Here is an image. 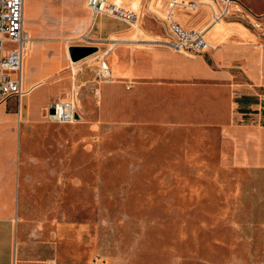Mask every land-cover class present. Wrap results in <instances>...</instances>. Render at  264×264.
I'll return each instance as SVG.
<instances>
[{
	"label": "crops",
	"instance_id": "0c3cea01",
	"mask_svg": "<svg viewBox=\"0 0 264 264\" xmlns=\"http://www.w3.org/2000/svg\"><path fill=\"white\" fill-rule=\"evenodd\" d=\"M112 1L133 12L132 20L92 15L87 0H25L23 86L31 91L20 113L48 108L63 90L78 118L80 111L89 113L97 124L130 128L133 136L160 131L168 143L192 137L198 150H219L236 168H264V0H232L216 23L211 13L223 8L222 0H146L154 19L163 12L161 26L152 18L134 25V10ZM169 16L186 29H204L213 48L174 50ZM69 46L98 50L93 58L66 65ZM103 51L110 69L104 80L97 75ZM37 91L41 99L32 107L30 95ZM13 124L1 106L0 264H74L69 246L64 257L57 241L29 227L24 217L26 150L11 148Z\"/></svg>",
	"mask_w": 264,
	"mask_h": 264
},
{
	"label": "rangeland",
	"instance_id": "374dc122",
	"mask_svg": "<svg viewBox=\"0 0 264 264\" xmlns=\"http://www.w3.org/2000/svg\"><path fill=\"white\" fill-rule=\"evenodd\" d=\"M121 3L134 25L161 26L163 12L154 19L146 0ZM41 95H30L32 107ZM70 98L62 90L50 102ZM7 112L11 148L26 150L24 217L64 257L69 246L74 264H264V168H236L192 137L168 143L160 131L101 126L82 111L50 123L45 107L20 113L12 98Z\"/></svg>",
	"mask_w": 264,
	"mask_h": 264
},
{
	"label": "built area",
	"instance_id": "2783aa9c",
	"mask_svg": "<svg viewBox=\"0 0 264 264\" xmlns=\"http://www.w3.org/2000/svg\"><path fill=\"white\" fill-rule=\"evenodd\" d=\"M223 8L211 13L212 23L225 18L227 7L232 0H222ZM176 4L177 2H173ZM193 1L189 5H193ZM186 5V4H184ZM25 0H0V107L8 106L9 100L14 98L21 112V103L31 91L23 86L24 62L28 53V39L24 31ZM87 8L92 15L103 13L121 20H132L133 12L121 8L115 1L87 0ZM167 26L172 40L170 46L177 51L187 53H201L213 48L208 41L204 29H186L171 16ZM83 40H88L84 38ZM103 51L98 59L97 75L102 80L110 77V69L104 60ZM54 112L50 113L49 108ZM75 103L73 99L53 102L45 109L44 118L50 123H71L75 120Z\"/></svg>",
	"mask_w": 264,
	"mask_h": 264
},
{
	"label": "water",
	"instance_id": "95a60500",
	"mask_svg": "<svg viewBox=\"0 0 264 264\" xmlns=\"http://www.w3.org/2000/svg\"><path fill=\"white\" fill-rule=\"evenodd\" d=\"M98 48L96 46H69L68 47V55L71 61L75 62L88 55L96 52ZM49 112L53 113L54 109L49 108ZM75 119H78V115H74Z\"/></svg>",
	"mask_w": 264,
	"mask_h": 264
},
{
	"label": "bare ground",
	"instance_id": "6f19581e",
	"mask_svg": "<svg viewBox=\"0 0 264 264\" xmlns=\"http://www.w3.org/2000/svg\"><path fill=\"white\" fill-rule=\"evenodd\" d=\"M233 4V3H232Z\"/></svg>",
	"mask_w": 264,
	"mask_h": 264
}]
</instances>
